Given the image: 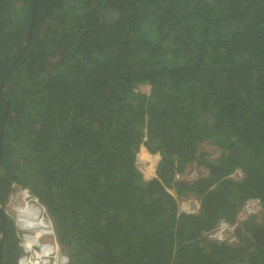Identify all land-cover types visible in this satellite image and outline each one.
<instances>
[{
    "label": "trees",
    "instance_id": "trees-1",
    "mask_svg": "<svg viewBox=\"0 0 264 264\" xmlns=\"http://www.w3.org/2000/svg\"><path fill=\"white\" fill-rule=\"evenodd\" d=\"M194 163L208 175L174 181ZM16 188L70 264H264L242 229L203 237L251 199L264 229V0H0V264L21 254Z\"/></svg>",
    "mask_w": 264,
    "mask_h": 264
},
{
    "label": "built area",
    "instance_id": "built-area-1",
    "mask_svg": "<svg viewBox=\"0 0 264 264\" xmlns=\"http://www.w3.org/2000/svg\"><path fill=\"white\" fill-rule=\"evenodd\" d=\"M142 172V171H141ZM143 174V173H142ZM208 175V170L197 164H189L183 171L175 174V182H194ZM242 172L237 170L229 177L234 179L242 178ZM177 201L178 215L194 216L201 210V201L193 197H180L174 189L168 190ZM23 193H25L23 195ZM25 197V200H23ZM29 204L40 211L43 223L50 225V232H45V228L38 230L33 226L28 214L16 212L14 209L18 205ZM9 214H13L16 234L19 238L21 254L17 264H70V256L61 249L58 243L54 222L51 219L46 207L28 191H17L11 195L8 205ZM263 207L259 200H249L237 215L234 222L220 220L215 228L203 233V237L209 241L217 243H228L236 245L239 242L238 230L243 229V222L250 216L261 214ZM11 214V215H12ZM58 256L55 258L54 253Z\"/></svg>",
    "mask_w": 264,
    "mask_h": 264
},
{
    "label": "rangeland",
    "instance_id": "rangeland-1",
    "mask_svg": "<svg viewBox=\"0 0 264 264\" xmlns=\"http://www.w3.org/2000/svg\"><path fill=\"white\" fill-rule=\"evenodd\" d=\"M137 91H140L142 93H147L148 94L149 91H150V86L149 85L139 86V88L137 89ZM201 147L205 151L211 152L213 157L216 156V151H213L212 152L213 148H211L208 145V142L204 143ZM157 155L150 154L148 152V150L144 146H141L140 147V151H139V154L137 156V164L136 165L140 169V171H142L141 173H143L144 179L146 181L151 180V179H154V178L157 177L156 170H157L158 163L160 161L159 160L160 158L158 157L159 155L158 156ZM148 157H150V158H148ZM143 164H156V165H155L154 169L150 171ZM6 205H8V202H7ZM5 210H6V214H8L10 216L7 207L5 208ZM262 214H263V212H261V214H258V216H259L258 217L259 218V222L261 221Z\"/></svg>",
    "mask_w": 264,
    "mask_h": 264
},
{
    "label": "bare ground",
    "instance_id": "bare-ground-1",
    "mask_svg": "<svg viewBox=\"0 0 264 264\" xmlns=\"http://www.w3.org/2000/svg\"><path fill=\"white\" fill-rule=\"evenodd\" d=\"M143 165L151 171L154 169L156 164H143ZM23 200H25V197H23ZM18 206L19 208H15L14 210L16 212L28 214L34 227H36L38 230H42L46 227L45 232H50V225L47 224L46 226V224L43 223L40 217V211L36 207L30 206L29 204H25L24 206H20V205ZM54 256L55 258H57L58 256L57 252L54 253Z\"/></svg>",
    "mask_w": 264,
    "mask_h": 264
},
{
    "label": "water",
    "instance_id": "water-1",
    "mask_svg": "<svg viewBox=\"0 0 264 264\" xmlns=\"http://www.w3.org/2000/svg\"><path fill=\"white\" fill-rule=\"evenodd\" d=\"M34 14H35V8H34ZM243 229L253 238L255 243L261 244L262 242H264V229L260 225V222L256 215L248 217L243 222ZM1 245L2 243H0V255H1Z\"/></svg>",
    "mask_w": 264,
    "mask_h": 264
},
{
    "label": "clouds",
    "instance_id": "clouds-1",
    "mask_svg": "<svg viewBox=\"0 0 264 264\" xmlns=\"http://www.w3.org/2000/svg\"><path fill=\"white\" fill-rule=\"evenodd\" d=\"M136 159H137V158H136ZM136 164H137V163H136ZM194 164H195V163H194ZM16 189H19V188H16ZM19 190H22V191H25V192H26V190H23V189H19ZM16 191H17V190H16ZM24 194H25V193H23V195H24ZM8 203H9V201H8ZM5 213H6V210H5ZM11 214H12V213H11ZM11 214H10L11 217H10L8 214H7V215H8V216L10 217V219L13 221V225H15V222H14V216H13V214H12V215H11ZM258 220H259V218H258ZM14 227H15V226H14ZM244 232H245V231H244Z\"/></svg>",
    "mask_w": 264,
    "mask_h": 264
}]
</instances>
